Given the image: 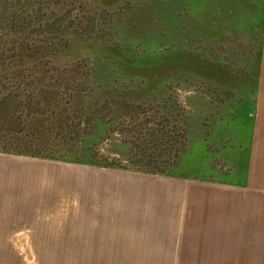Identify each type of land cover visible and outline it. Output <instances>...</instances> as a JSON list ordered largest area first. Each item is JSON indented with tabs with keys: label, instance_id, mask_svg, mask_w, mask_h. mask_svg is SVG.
I'll return each instance as SVG.
<instances>
[{
	"label": "rangeland",
	"instance_id": "rangeland-1",
	"mask_svg": "<svg viewBox=\"0 0 264 264\" xmlns=\"http://www.w3.org/2000/svg\"><path fill=\"white\" fill-rule=\"evenodd\" d=\"M97 83L143 99L89 105ZM94 116L118 169L0 154V264H110L61 254L112 201L177 199L264 264V0H0V148L62 155Z\"/></svg>",
	"mask_w": 264,
	"mask_h": 264
},
{
	"label": "crops",
	"instance_id": "crops-1",
	"mask_svg": "<svg viewBox=\"0 0 264 264\" xmlns=\"http://www.w3.org/2000/svg\"><path fill=\"white\" fill-rule=\"evenodd\" d=\"M194 205L180 199L112 201V215L85 229V248L61 255L109 257L110 264H229L230 248L242 246L243 234L229 233L228 219L215 211L220 207ZM10 252L36 255L33 249Z\"/></svg>",
	"mask_w": 264,
	"mask_h": 264
},
{
	"label": "trees",
	"instance_id": "trees-1",
	"mask_svg": "<svg viewBox=\"0 0 264 264\" xmlns=\"http://www.w3.org/2000/svg\"><path fill=\"white\" fill-rule=\"evenodd\" d=\"M100 85L99 83L95 84L94 91L91 93V97L88 98V104H96L98 102H107L112 103V99L117 98H129L132 101H141L143 98V92H134L135 90L132 89L130 92H125V94H112L111 86ZM127 95V96H126ZM126 97V98H125ZM153 101L156 100V97L152 96ZM93 121L91 123L92 128L91 131L82 134V138L73 145H66L62 144V148H59V151H63L62 155L54 156L52 154H43L40 148V144H34L36 150L30 151V146H20L19 148H0V154L6 155H18V156H26L32 158H39V159H47L52 161H59L64 163H72L77 165H85V166H93V167H101L107 169H118L114 167L112 164L106 163L102 157L96 154V150L94 146L96 145V139H98L102 135H106L108 132L112 130V120L105 122L103 119L99 118V116H94ZM33 145V144H32ZM60 146V145H59ZM58 146V147H59ZM149 173V172H146ZM156 174L154 172H150ZM163 174V173H161Z\"/></svg>",
	"mask_w": 264,
	"mask_h": 264
}]
</instances>
